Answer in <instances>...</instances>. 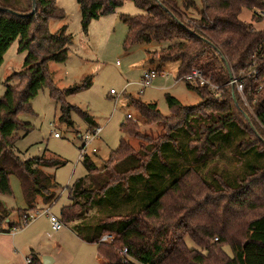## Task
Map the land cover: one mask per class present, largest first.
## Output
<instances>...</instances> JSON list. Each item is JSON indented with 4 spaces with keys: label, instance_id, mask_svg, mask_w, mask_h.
<instances>
[{
    "label": "trees",
    "instance_id": "1",
    "mask_svg": "<svg viewBox=\"0 0 264 264\" xmlns=\"http://www.w3.org/2000/svg\"><path fill=\"white\" fill-rule=\"evenodd\" d=\"M24 1L25 9L18 7L17 0H0V67L5 53L16 40H19V52L27 53L22 71L5 81L6 92L0 99V194L11 195L10 177L15 176L27 207L17 211L21 222H11L8 211L0 203V228L6 224L9 232L23 227V219L36 211L38 199L45 205L52 203L57 186L54 176L45 169L64 165L58 160L37 157L24 160L16 154L18 133L30 130L18 115L30 111L31 101L48 86L50 97L62 104V121L69 122L67 115L73 109L91 123L89 130L95 126L90 116L65 103L67 97L88 89L90 80L61 91L53 84L48 71L49 62L64 63L68 57L71 36L65 28L55 34L48 29L50 21L64 18L63 11L57 9L53 1L35 0L32 13V0ZM131 1L145 14L133 18L121 16L127 27L125 50L134 45L168 43L155 54L162 65L179 62L178 78L193 68L198 69L210 77L212 83L222 86L221 93L215 96L205 87L187 84L201 102L187 108L166 96L170 111L167 117L159 113L156 105L131 102L148 125L161 129L159 135L156 138L141 135L138 123L127 120L120 126V132L124 137L137 140V149L123 138L101 168L85 155L82 166L86 176L67 188L70 203L60 210L61 222L72 224L73 234L81 241L95 245L103 264H213L218 254H221L220 259L227 257L216 245L207 243L213 238L232 253L231 259H219L217 264H264V189L255 196L249 186L245 189L248 197L234 202L239 209L255 211L240 239L230 240L224 227H216L220 212L204 210L194 204L202 192L199 187L206 191L210 188L236 191L264 171V138L260 128L264 129V63L259 77L243 81L244 96L252 115L235 88L225 86L231 72L237 75L254 59L264 58V49L259 51L264 33L239 20L243 8L261 10L264 1L200 0L195 19L186 17V11H196L193 0H182L181 6L174 0ZM76 2L82 32L86 35L91 21L113 14L123 0ZM255 18L253 15L252 19L260 22ZM17 78L19 83L13 85ZM243 113L248 115L251 126ZM233 128L240 134L235 149L241 155L253 157L247 162L245 179L238 181L239 186L235 187L212 172L216 181L208 182L198 166L215 159V152L220 148L217 138L226 139ZM167 175L173 179L163 186ZM137 201L141 205L138 209L134 207ZM121 203L129 209L128 213L116 212ZM93 212L100 215L95 216ZM104 235L113 236L112 242H99ZM186 237L202 247L205 254L188 249ZM123 249L126 255H118ZM29 258L30 264H42L34 255Z\"/></svg>",
    "mask_w": 264,
    "mask_h": 264
},
{
    "label": "rangeland",
    "instance_id": "2",
    "mask_svg": "<svg viewBox=\"0 0 264 264\" xmlns=\"http://www.w3.org/2000/svg\"><path fill=\"white\" fill-rule=\"evenodd\" d=\"M49 1H53L56 8L64 13L63 19L49 22V32L55 34L65 28L72 40L68 47L67 60L60 64L49 62L48 71L52 76L53 84L61 91L82 85L86 79L90 80L88 89L67 97L65 103L90 116L95 127L102 128L99 138L90 145H86L83 150L84 155L88 156L97 168H101L111 152L117 150L123 138L135 149L138 148L137 140L124 137L120 132V126L127 122V115L133 118L129 122L138 123V132L141 135L152 138L159 135L161 129L156 125H148L131 102L156 105L163 117L170 115L165 101L166 96L175 98L187 108L194 107L201 102L196 92L190 91L184 82L175 80L179 76V62H167L162 65L158 56H155L156 52L166 48L168 43L134 45L125 50L127 27L121 20V16L133 18L145 14L136 7L133 1L123 0L122 5L113 14L91 21L86 35L82 32L80 8L76 0ZM193 1L200 4V0ZM17 3L19 8H26L24 0H17ZM257 12L256 9L243 8L239 20L262 30L264 24L252 19ZM195 16L196 12H186L187 19H194ZM18 45L19 40L13 42L3 57V64L0 67V99L6 92L5 81L11 75L22 71L23 68L27 53H20ZM147 71H156L157 76L152 86L145 88L140 94L136 84L139 83L142 74ZM161 71L169 77H161L159 74ZM18 83V78L12 82L13 85ZM111 91L113 94H110ZM61 107L60 102L50 97V90L47 86L31 101L30 111L18 115V119L29 125L30 130L28 133H18L15 143L16 154L24 160L37 157L58 160L64 165L61 164L55 169H45L47 174L54 176L57 186L56 202L47 206L39 201L36 211L30 214L36 216L38 213L40 216L27 226L16 230L14 235L9 232L6 224L1 226L0 264H27L30 255L37 257L41 263L43 257H49L53 259V264H103L96 258L98 256L96 246L86 244L76 238L69 224L63 223V228L58 232L50 231L48 216L51 215L60 220L61 208L69 204L67 188L76 180L86 176L80 149L84 145L82 138L93 130L88 129L91 123L84 120L80 113L73 109L69 110L67 115L70 123L62 121ZM260 128L263 132L261 136L264 138V129ZM54 134L58 137L54 138ZM239 138L240 134L234 128L226 139L217 138V145H220V148L215 152V159L197 167L208 182L216 181L214 175H211L212 172L235 187L239 186L238 181L245 179L244 175L248 171L247 162L253 157L252 155H241L240 151L235 149ZM92 149L98 152L92 154ZM186 154L189 160L190 156ZM258 164L261 166V161H258ZM172 179V176L167 175L162 185L165 186ZM252 179L236 191L228 189L220 191V188H210L206 191L199 187L202 192L195 199L194 204L200 205L204 210L220 212L219 221L215 222L219 223L216 227H224L229 232L228 239L230 240L240 239L246 231L247 222L255 216V211L239 209L234 205L235 201L248 197L245 193L247 187L253 188L255 196L261 193L259 190L264 189V171L258 172V175ZM10 186L11 195L0 194V203L7 208L9 218L16 222L20 216L17 209L24 208L25 203L20 183L15 176L10 178ZM206 198L208 200L204 202ZM192 205L189 204V206ZM118 207L116 212L120 214L129 212L123 203ZM134 207L140 208V202L137 201ZM46 210L48 213L42 214ZM96 213L92 214L100 215ZM18 221L21 222L22 217ZM204 221L209 224L206 220ZM111 237L113 240V236ZM216 241L217 239L213 238L207 243L211 246L216 245L217 249L226 253L227 257L220 259L221 254H218L212 263L217 264L219 259L226 261L228 257L231 259L230 249ZM110 242L112 241L103 243ZM185 243L188 249L205 254L203 248L196 246L188 237L185 238ZM117 253L123 256L121 251Z\"/></svg>",
    "mask_w": 264,
    "mask_h": 264
},
{
    "label": "built area",
    "instance_id": "3",
    "mask_svg": "<svg viewBox=\"0 0 264 264\" xmlns=\"http://www.w3.org/2000/svg\"><path fill=\"white\" fill-rule=\"evenodd\" d=\"M255 17L257 19L260 20L261 23L264 24V9L258 10L257 13L254 14ZM260 31V30H259ZM264 33V29L261 30ZM264 40H263V45L259 48V51L261 52L264 48ZM260 62V63H259ZM264 63V58H262V60H257L254 59L251 64L244 70L240 71L237 75L234 74L233 72H231V76H230V81L225 85H230L233 86L235 88V91L238 93L243 105L245 106V108H247L248 113L250 115H252L251 109L245 99L244 96V85H243V81L244 79H249V78H254L256 79L257 77L260 76V68L262 67L261 65ZM157 76V72L156 71H147L144 72L140 78L139 83H137L136 85L139 87V93L141 94L142 91L145 88H149L152 86V83L154 81V79ZM176 81H182L184 82L186 85H191V86H195V87H205L207 88L208 91H210L211 93H213L215 96L219 95L221 93V88L222 86H217L214 83H212L211 78L210 77H206L202 71L193 68L188 74L182 76L181 78H177L175 79ZM263 80H264V76H263ZM129 85H127L128 87ZM126 90V88L124 89V91ZM123 91V92H124ZM110 94H113V92L111 91ZM126 120H133V118L130 115L126 116ZM102 133V128L101 127H96L93 128V130L86 135L85 137L82 138L84 145L83 150L85 148L86 145H90L92 142H94V140H97L99 138V136ZM58 135L54 134V138H57ZM81 151V159L85 156L84 155V151ZM92 154L97 153V150L92 149ZM83 154V155H82ZM47 210L45 212H43L42 214H47ZM29 218L23 219L22 225L23 226H27L29 223H31L32 221H34L38 216H40V214L36 213V216H33L31 214L28 215ZM49 223H50V230L51 232H58L63 228V223L61 222V220H58L56 217L49 215ZM19 228H15L13 230H11L10 233H12V235H14L16 233V230H18ZM112 241V237L111 236H103L99 242L103 243V242H109ZM127 251L126 249L122 250V254L126 255ZM27 264H30V260H27Z\"/></svg>",
    "mask_w": 264,
    "mask_h": 264
},
{
    "label": "crops",
    "instance_id": "4",
    "mask_svg": "<svg viewBox=\"0 0 264 264\" xmlns=\"http://www.w3.org/2000/svg\"><path fill=\"white\" fill-rule=\"evenodd\" d=\"M174 1H176V2L178 3L179 6L182 5V0H180L181 2H180L179 0H174ZM194 2H195V1H194ZM179 3H180V4H179ZM195 6H196V8H195L196 11H195V10H192V9H191V10H188V11L196 12V16L194 17V19L197 18V13H198L197 11L200 9V4H197V2H196V3H195ZM188 11H186V12H188ZM254 29H256V30H260V29H258V28H254ZM262 30H263V29H262ZM260 31H261V30H260ZM159 74H160L161 77H164V78L169 77V75L165 74L163 71H161V73H159ZM94 127H95V126H94ZM94 127H93V128H94ZM93 128H92V129H93ZM95 128H96V127H95ZM97 152H98V151H97ZM91 161H92V160H91ZM94 165H95V164H94ZM95 166H96V165H95ZM96 167H97V166H96ZM11 177H12V176H11ZM11 177H10V178H11ZM18 181H19V180H18ZM19 183H20V182H19ZM20 188H21V186H20ZM21 191H22V190H21ZM56 191H57V189H56ZM56 191H55V197H57V195H56ZM22 195H23V194H22ZM39 201L41 202L42 205H45V204L42 203V200H41V199H38V200H37V205H38V202H39ZM54 202H56V198L52 201V203L48 204L47 206L52 205ZM24 203H25V202H24ZM69 203H70V202H69ZM68 205H69V204H68ZM66 206H67V205H66ZM64 207H65V206H64ZM5 209L7 210V208H5ZM26 209H27V207H26V205H25L24 208L17 209V210H26ZM61 209H62V208H61ZM9 220H10L11 222H15V221H12L11 218H9ZM18 220H19V217L17 218V221H18ZM17 221H16V222H17ZM69 225L72 226V224H69ZM50 231H51V230H50ZM52 233H53V232H52ZM48 236L51 237L50 234H48ZM74 236H75V235H74ZM75 237L77 238V236H75ZM78 239H79V238H78ZM79 240H80V239H79ZM80 241H81V240H80ZM82 242H83V241H82ZM84 243H85V242H84ZM86 244H87V243H86ZM96 258H97L98 261H100V263L102 262V260H101V258H100L99 256H96Z\"/></svg>",
    "mask_w": 264,
    "mask_h": 264
},
{
    "label": "water",
    "instance_id": "5",
    "mask_svg": "<svg viewBox=\"0 0 264 264\" xmlns=\"http://www.w3.org/2000/svg\"><path fill=\"white\" fill-rule=\"evenodd\" d=\"M32 7H33V9H32V13H33L34 12V7H35V0H32ZM7 11L9 13H13L12 11H9V10H7ZM16 15H18V14H16ZM243 115H244L246 121L248 122V124L251 126V121H250L248 115L246 113H243ZM53 263H54L53 259H51L49 257H43L42 258V264H53Z\"/></svg>",
    "mask_w": 264,
    "mask_h": 264
}]
</instances>
